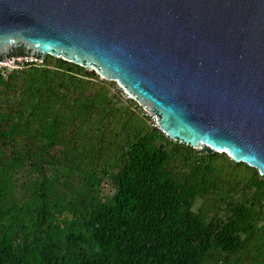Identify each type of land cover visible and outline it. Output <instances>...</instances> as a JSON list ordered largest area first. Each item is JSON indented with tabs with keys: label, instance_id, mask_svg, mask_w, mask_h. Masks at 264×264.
Listing matches in <instances>:
<instances>
[{
	"label": "trees",
	"instance_id": "16d2710c",
	"mask_svg": "<svg viewBox=\"0 0 264 264\" xmlns=\"http://www.w3.org/2000/svg\"><path fill=\"white\" fill-rule=\"evenodd\" d=\"M3 69L0 264H264L258 169L168 137L84 65Z\"/></svg>",
	"mask_w": 264,
	"mask_h": 264
},
{
	"label": "water",
	"instance_id": "95a60500",
	"mask_svg": "<svg viewBox=\"0 0 264 264\" xmlns=\"http://www.w3.org/2000/svg\"><path fill=\"white\" fill-rule=\"evenodd\" d=\"M21 46L120 83L168 137L264 176V0H0V58Z\"/></svg>",
	"mask_w": 264,
	"mask_h": 264
},
{
	"label": "built area",
	"instance_id": "2783aa9c",
	"mask_svg": "<svg viewBox=\"0 0 264 264\" xmlns=\"http://www.w3.org/2000/svg\"><path fill=\"white\" fill-rule=\"evenodd\" d=\"M4 59V58H3ZM3 59H0V68H4L2 70V73L4 77H8V75L13 71V70H22L26 67H29L31 65L35 66H42L45 63V58L39 59L36 56L32 55H18V56H12L11 59L3 61ZM6 67H5V66ZM117 84V82H116ZM117 88V89H116ZM114 88V90L120 94L123 98H132V95L129 94L126 89L122 90L121 85L117 84V87ZM120 91V92H119ZM147 112V111H146ZM148 116L150 117V124L152 127L157 128L163 132V129L159 123V119L157 116H155L153 113L147 112Z\"/></svg>",
	"mask_w": 264,
	"mask_h": 264
},
{
	"label": "flooded vegetation",
	"instance_id": "af4514ba",
	"mask_svg": "<svg viewBox=\"0 0 264 264\" xmlns=\"http://www.w3.org/2000/svg\"><path fill=\"white\" fill-rule=\"evenodd\" d=\"M22 47V46H21ZM21 47H18V48H14L13 50H11L9 53H6L2 56V58L4 57H8V56H12V55H16V54H19V52L21 51ZM25 51H27L25 49ZM28 52V51H27ZM29 53V52H28Z\"/></svg>",
	"mask_w": 264,
	"mask_h": 264
},
{
	"label": "rangeland",
	"instance_id": "374dc122",
	"mask_svg": "<svg viewBox=\"0 0 264 264\" xmlns=\"http://www.w3.org/2000/svg\"><path fill=\"white\" fill-rule=\"evenodd\" d=\"M5 66V65H4ZM6 67V66H5ZM90 70V69H89ZM101 76V75H100ZM102 78V77H101ZM117 84H120V83H118L117 82ZM121 85V84H120ZM121 88H122V90H124V87L121 85ZM123 98V97H122ZM133 98V97H132ZM123 99H125L126 100V98H123ZM127 100H129V98H127ZM139 102V101H138ZM139 104L141 105L142 103L141 102H139ZM221 154H223V153H221ZM227 155V154H226ZM227 156H230V155H227ZM107 189V191H110V187L109 186H107L106 187Z\"/></svg>",
	"mask_w": 264,
	"mask_h": 264
}]
</instances>
